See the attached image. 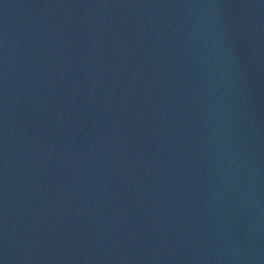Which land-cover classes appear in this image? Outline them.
<instances>
[{"label":"water","instance_id":"1","mask_svg":"<svg viewBox=\"0 0 264 264\" xmlns=\"http://www.w3.org/2000/svg\"><path fill=\"white\" fill-rule=\"evenodd\" d=\"M0 264H264V0H0Z\"/></svg>","mask_w":264,"mask_h":264}]
</instances>
